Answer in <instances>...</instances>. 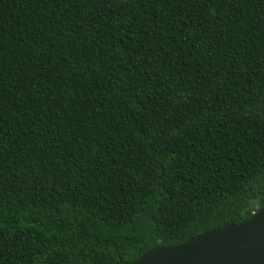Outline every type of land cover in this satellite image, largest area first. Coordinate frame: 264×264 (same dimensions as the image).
Masks as SVG:
<instances>
[{
  "label": "trees",
  "instance_id": "1",
  "mask_svg": "<svg viewBox=\"0 0 264 264\" xmlns=\"http://www.w3.org/2000/svg\"><path fill=\"white\" fill-rule=\"evenodd\" d=\"M264 205V0H0V264H127Z\"/></svg>",
  "mask_w": 264,
  "mask_h": 264
},
{
  "label": "water",
  "instance_id": "2",
  "mask_svg": "<svg viewBox=\"0 0 264 264\" xmlns=\"http://www.w3.org/2000/svg\"><path fill=\"white\" fill-rule=\"evenodd\" d=\"M127 264H264V205L249 218L175 246H153Z\"/></svg>",
  "mask_w": 264,
  "mask_h": 264
}]
</instances>
